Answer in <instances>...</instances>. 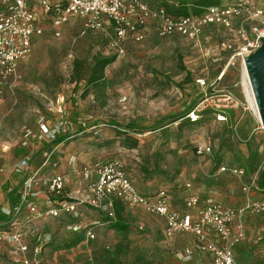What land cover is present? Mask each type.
<instances>
[{
	"label": "rangeland",
	"instance_id": "1",
	"mask_svg": "<svg viewBox=\"0 0 264 264\" xmlns=\"http://www.w3.org/2000/svg\"><path fill=\"white\" fill-rule=\"evenodd\" d=\"M145 1L172 11L198 5V0ZM236 1L219 0V4ZM42 24L43 34L34 38L31 53L18 63L14 93L0 105V166L8 167L17 160L14 151L24 148L26 132L36 131L40 121L53 123L67 118L73 122L72 132L56 150V165L50 170H66L70 162L93 168L119 160L138 189L153 193L165 188L176 207L191 191L198 195L200 191L202 200L209 197L234 206L264 200V190L252 188L249 194L242 190L264 169V133L257 129L261 119L247 75L246 57L231 58L223 48L228 42L237 44L228 30L205 25L196 39L188 40L177 34L160 36L149 24L145 38L126 41L124 53L119 54L110 46L107 34L81 33L77 18L60 28V36L54 35L48 21ZM103 58L113 61L100 73L95 63ZM196 77H205L217 89H231L239 105L220 106L221 97L211 89H199ZM191 101L198 107L194 123L185 115ZM219 108L225 110V121L216 118ZM173 114L184 115L174 120L170 118ZM161 118H165L157 125L161 127L140 130L144 123ZM79 120L86 122L87 129L78 128ZM110 121L133 122L136 128L125 129ZM197 143L209 145L211 152L196 155ZM44 144L50 147V143ZM215 163L240 167L244 173L235 176L217 172ZM16 178L6 170L0 182L14 183ZM188 182L191 190H186ZM79 183L83 181L77 176L71 186ZM132 208L123 209L122 216L146 218L148 213ZM83 210L77 218L64 216V221L49 219L45 224L48 242L42 264L182 263L163 253L165 242L159 232L150 238L146 232H139L134 222L128 231L115 230L93 209ZM244 217L249 247L239 248L240 262L264 264V210L246 209ZM92 221H98L92 240H86L82 230L68 228L72 224L83 228ZM79 233V242L64 246Z\"/></svg>",
	"mask_w": 264,
	"mask_h": 264
},
{
	"label": "built area",
	"instance_id": "2",
	"mask_svg": "<svg viewBox=\"0 0 264 264\" xmlns=\"http://www.w3.org/2000/svg\"><path fill=\"white\" fill-rule=\"evenodd\" d=\"M72 18L81 21V33L107 34L110 46L119 54L124 53L126 41H142L149 24L155 26L160 36L177 34L188 40L196 39L205 25L223 27L237 41V44H223L231 58L248 57L264 41V0L259 4L238 0L230 4L210 5L198 14L178 16L163 6L152 7L144 0H0V104L14 93L18 63L31 53L34 38L43 34L42 21H48L54 35L60 36V28ZM68 56L71 57V54ZM194 81L199 89H211L221 97L220 106L239 105L231 89H217L205 77H196ZM74 104L77 105V102ZM197 109L193 107L187 117L196 120ZM216 118L225 121V110L219 108ZM77 124L78 128L87 129L86 122L79 120ZM72 127L73 122L67 118L53 123L40 121L36 131L25 134L23 147L29 152L8 167L0 166V178L8 170L21 180L14 204L0 199V213L5 215L0 220V264L4 261L11 264H42L43 250L48 242L43 222L62 216L77 218L82 208H88L101 211L111 223L116 219V199L129 207H140L149 214L161 217L164 221L163 234L168 240L180 234L191 235L195 248L209 254L212 264H240L235 258V247L245 237L242 217L246 209L254 212L264 210V200L235 208L212 199L201 201L198 194L191 191L186 193L184 206L176 208L166 189L152 195L139 192L117 161L104 162L93 168L70 162L64 172L50 170L52 165H56L53 159L61 142L50 147L44 143H51L58 136L68 137ZM257 129L264 133L261 120ZM36 151L41 152L42 161L33 166L31 161ZM261 151L264 154V135ZM210 152L207 144L195 145L198 156ZM217 172L235 176L244 173L240 167L225 165H219ZM77 176L83 183L71 186ZM255 180L244 184L242 190L249 194L252 188H257ZM1 186L2 182L0 196ZM185 187L191 190L192 185L188 182ZM97 224L98 221H93L83 228L76 224L68 225V228L82 230L84 238L92 240ZM190 254V248L174 252L180 259ZM4 257L6 260H3Z\"/></svg>",
	"mask_w": 264,
	"mask_h": 264
},
{
	"label": "trees",
	"instance_id": "3",
	"mask_svg": "<svg viewBox=\"0 0 264 264\" xmlns=\"http://www.w3.org/2000/svg\"><path fill=\"white\" fill-rule=\"evenodd\" d=\"M197 4H198L197 7H194V8H191V9H187V7H184L182 9L176 8V9H174V11H172L171 9H169V10L167 9V11L170 12L171 14L175 15V16L188 15V14H198V13H200L202 11V9L204 7H207V6H210V5H218L219 4V0H198ZM112 61H113V58L97 59L96 63H95V66H97V70L101 73L104 70V68L107 65H109ZM77 64L78 63L76 62L74 66H77ZM195 104H196L195 101H191L189 103L188 107H186L187 112L185 113V115H187L189 113V111L193 109ZM0 105H2V104H0ZM183 115L179 116L178 114H173V115L170 116V118H173L174 120H177L179 118H182ZM163 120H165V118H161V119H159L157 121H154L152 123H144L140 130L141 131H148V130L159 128L161 126H157V125L162 123ZM188 120H190L192 123L197 121V119L196 120L188 119ZM110 122H111L112 125L121 126L122 128H125V129L136 128L135 123H133V122H129V123H125V124L124 123H119L117 121H110ZM179 124H181V123H179ZM65 137L66 136H58L57 138H55L50 143V146L54 145V144H57L59 142H62L65 139ZM14 152H15L14 153L15 156L18 157L17 159H19L20 157L26 155L29 152V149H27V148H19V149H16ZM35 157H39V158H38V161H36V162L31 161L33 166H37V165H39L41 163V161H42L41 152L37 151L33 155L32 160ZM115 161L120 163L121 168L123 170L121 161H119V160H115ZM218 166L219 165H217V164L215 165L216 170H217ZM128 178H129V176H128ZM20 183H21V180L18 179V178H16L14 183L7 182V181H4V183H2L1 190H2V193H3V196H4V201L8 200V202L10 204H14L16 202V200H17V189H18V186L20 185ZM256 187L258 189H260V190H264V169H262L261 171L258 172V176H257V180H256ZM160 189H165V188H160ZM160 189H158L157 191H159ZM138 191L141 192L142 194H145V195H152V194H155L157 192V191H155L153 193H149V192H144V191H142L140 189H138ZM114 207H115L116 219H115V221L113 223H111L112 228L115 229V230H120V231H128L131 225L128 224V223L122 222L120 220V217L122 215V210L125 209L126 207H129V206L125 205L121 200H117L116 199L114 201ZM129 208H132V207H129ZM4 217H5V215L0 213V220L3 219ZM102 217L104 218V220L108 221L107 217L103 213H102ZM58 219L59 220L61 219V220L64 221V216H62V217H60ZM137 228H138V230L139 229L141 230V228H139L138 226H137ZM81 233H83V232H81ZM81 233L75 234L74 237L69 242H67L64 246L65 247H70V246L75 245L77 242H79V240H81V237H82ZM83 236H84V233H83ZM3 255H6V254H3ZM3 260H6V257H4Z\"/></svg>",
	"mask_w": 264,
	"mask_h": 264
},
{
	"label": "crops",
	"instance_id": "4",
	"mask_svg": "<svg viewBox=\"0 0 264 264\" xmlns=\"http://www.w3.org/2000/svg\"><path fill=\"white\" fill-rule=\"evenodd\" d=\"M145 1V0H144ZM146 2V1H145ZM150 5V4H149ZM152 7H158V6H153V5H150ZM64 172L65 170L63 169H59L57 168L55 170V172ZM198 192V191H197ZM2 193V192H1ZM186 196V195H185ZM200 197V200L201 201H204L202 200V195L200 194V191H199V195ZM0 199H4V196H3V193L1 194L0 196ZM209 199V197H208ZM211 199V198H210ZM184 201H185V197L182 198V202L181 204H178V206L180 207H175L176 208H182L184 206ZM222 202V201H221ZM220 202V203H221ZM223 203V202H222ZM244 203V202H243ZM242 203V204H243ZM223 204L225 205H229V206H232V207H235V208H239L243 205H237V206H234V205H231L227 202H224ZM132 209H137V210H142L143 212H145L143 209H141L140 207H134ZM98 213L99 216H102V212L101 211H98V210H94ZM84 212L83 208H82V211H81V214ZM147 213V212H146ZM51 220V219H50ZM120 220L122 222H125V223H129L131 225V222H134L136 224V227H140L141 226V231L139 230V232H146L147 235L150 236V238H152L154 236V233L155 232H159L160 235V238L163 242H165V245H164V254L167 255V256H170L172 258H174L175 260L177 261H181L182 263L181 264H212L211 263V256L209 254H206V253H202L200 252L199 250H197L195 248V241L193 239V237L189 234H180V235H177L175 238H173L172 240H168L164 237V234H163V229H164V221L161 217L159 216H156V215H152V214H147L146 215V218L144 220L142 219H135L133 220V218H129V217H123L121 215L120 217ZM49 220L43 222V226L45 227V224H47ZM93 222V221H92ZM245 217L243 218V225L245 224ZM109 223V222H108ZM113 223V222H111ZM109 223V224H111ZM235 226V225H234ZM131 227V226H130ZM157 228V229H156ZM244 228H245V225H244ZM246 240V234H245V237L244 239L235 247V258L236 260L242 264L240 262V254L242 253L241 251H239V248L241 246H243L244 248L246 247H249V245L247 244V242L245 241ZM168 247V248H167ZM184 248H190L191 249V254L186 256L185 258H177L175 255H174V252L176 250H180V249H184ZM45 249V248H44ZM171 253H169V252ZM245 252H248L247 249L244 250ZM43 253H44V250H43ZM258 262V261H257ZM256 262V264H258ZM9 263V262H8ZM3 264H7L5 262H3Z\"/></svg>",
	"mask_w": 264,
	"mask_h": 264
},
{
	"label": "water",
	"instance_id": "5",
	"mask_svg": "<svg viewBox=\"0 0 264 264\" xmlns=\"http://www.w3.org/2000/svg\"><path fill=\"white\" fill-rule=\"evenodd\" d=\"M245 61L259 115L264 123V41Z\"/></svg>",
	"mask_w": 264,
	"mask_h": 264
},
{
	"label": "bare ground",
	"instance_id": "6",
	"mask_svg": "<svg viewBox=\"0 0 264 264\" xmlns=\"http://www.w3.org/2000/svg\"><path fill=\"white\" fill-rule=\"evenodd\" d=\"M247 75H248V73H247ZM250 82V81H249ZM250 85H251V83H250ZM252 88V87H251ZM253 95H254V93H253ZM255 98V97H254ZM255 102H256V100H255ZM257 105V104H256ZM257 109H258V107H257ZM259 112V111H258ZM260 116V115H259ZM261 119V118H260Z\"/></svg>",
	"mask_w": 264,
	"mask_h": 264
}]
</instances>
